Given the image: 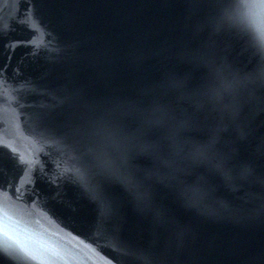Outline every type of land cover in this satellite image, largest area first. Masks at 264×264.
Instances as JSON below:
<instances>
[{"label":"water","instance_id":"obj_1","mask_svg":"<svg viewBox=\"0 0 264 264\" xmlns=\"http://www.w3.org/2000/svg\"><path fill=\"white\" fill-rule=\"evenodd\" d=\"M0 264H264V0H0Z\"/></svg>","mask_w":264,"mask_h":264}]
</instances>
